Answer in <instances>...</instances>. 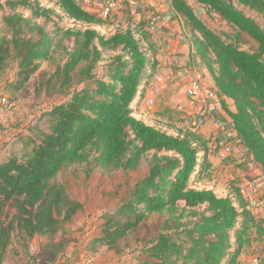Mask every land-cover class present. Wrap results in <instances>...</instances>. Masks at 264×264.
<instances>
[{"label": "trees", "instance_id": "1", "mask_svg": "<svg viewBox=\"0 0 264 264\" xmlns=\"http://www.w3.org/2000/svg\"><path fill=\"white\" fill-rule=\"evenodd\" d=\"M196 2L236 30L229 42L209 30L185 0H170L169 5L189 31L199 35L193 36L195 56L219 98L233 102L234 112L223 101L222 108L264 174V0ZM4 7L9 14L2 24L10 37L0 39V71L13 54L23 84L38 62L59 47L65 60L52 79L66 88L76 73L86 84L47 113L48 131L26 138L27 151L20 158L9 156L0 163V264L13 239H53L82 212L83 205L57 181L59 172L72 166L81 167L87 177L96 170H146L120 205L103 216L100 234L89 244L91 254L102 247L118 254L120 242L150 216H165L169 228L134 264H237L242 253L264 242V218L250 212L238 188L231 196L219 197L195 187L211 178L201 134L173 135L134 117L156 69L144 21L106 37L91 27L103 25L107 18L83 9L76 0H56V10L30 0H6L0 10ZM52 19L84 28L58 26L51 36L45 25ZM241 35L255 43L254 51L238 46ZM63 39L71 40L70 47L61 46ZM104 52L115 54L97 77L93 71Z\"/></svg>", "mask_w": 264, "mask_h": 264}, {"label": "rangeland", "instance_id": "2", "mask_svg": "<svg viewBox=\"0 0 264 264\" xmlns=\"http://www.w3.org/2000/svg\"><path fill=\"white\" fill-rule=\"evenodd\" d=\"M5 1L0 0V3L4 4ZM30 1H37L44 8H54L56 4V0ZM95 1L99 0H85V2L81 0L80 6L85 8L89 2ZM185 2L209 30L220 35L227 42L233 38L236 30L216 14L208 13L196 0H185ZM54 9L56 10V8ZM92 9H95L93 5ZM92 12L97 14L96 9ZM19 13L27 14L21 9ZM7 14H9V10L5 7L0 10V39L2 37L9 39L10 37L2 24V17ZM38 22L43 24L41 20ZM179 22L182 34L188 42H193V36L199 37L198 34L193 35L189 31L183 19H180ZM260 23L264 27V19H261ZM136 24L137 21L131 17L126 3L122 2L118 9L104 21L103 25L91 28L107 37L117 30H124L127 27L134 28ZM58 26L74 29L84 28L81 25L66 24L63 21L58 23L56 19H52L45 25V31L54 36V29ZM144 30L150 36L151 46L156 45L157 40L154 38V33L148 31L146 27ZM70 45L71 40L63 39L61 42L62 47H70ZM238 46L249 52L254 51L256 47L255 43L245 35H241ZM144 48L149 49L146 44ZM114 54V52L103 53L102 60L93 71L97 77L103 73L105 64ZM64 60L62 50L55 47L48 59L40 60L38 69L22 84L17 77L16 59L13 54L8 58L5 68L0 71V162L8 155L20 158L27 151L23 146L26 138L36 137L39 131H48L50 120L47 113L54 106L64 103L73 91L81 89L86 84L81 82L76 73L71 85L66 88H61L58 82L52 79L56 67L62 65ZM200 67H203L201 61ZM156 73L157 71H154V74L148 79V91L157 84L156 79H153ZM182 96L183 92L180 89L176 92L173 91L172 94H164L161 98L156 99L151 110L146 109L144 100H142L136 106L134 116L160 130L174 134L184 132L187 124L175 109V102L182 99ZM203 130L201 129L200 132L202 133ZM216 157L221 160L219 164L225 167L223 169H226L227 173L238 170L236 168L240 163L234 159L233 154L226 158L217 155ZM145 174V169L135 173L121 171L105 173L96 170L87 177L83 174L81 167L63 168L57 176V181L64 184L72 199L83 205L82 212L78 213L66 225L63 233L53 239L41 237L25 243L20 242L17 238L13 239L6 251L3 264H134L141 260L144 248L150 245L161 232L169 228V225L165 223V216L148 217L120 242L118 254L105 247L99 248L95 254H91L88 249L90 242L100 234L103 216L119 206L134 184ZM256 175L255 172H252L248 178L252 179ZM209 183L210 181L206 180L199 181L195 187L209 189L211 187ZM260 246L261 249L258 252L263 256L262 264H264V244L262 243ZM258 252L251 251L252 261L249 264H253Z\"/></svg>", "mask_w": 264, "mask_h": 264}, {"label": "built area", "instance_id": "3", "mask_svg": "<svg viewBox=\"0 0 264 264\" xmlns=\"http://www.w3.org/2000/svg\"><path fill=\"white\" fill-rule=\"evenodd\" d=\"M76 1L81 3V0ZM83 1L85 2V0ZM122 2L126 3L131 17L137 22L143 20L145 27L150 32L159 29L164 21L163 16L154 10L148 9L146 11L144 9L140 12V0H99L93 2L92 5L96 9L97 15L102 19H106L118 9ZM175 76L183 92L182 99L175 102V109L187 124L184 132L202 135L200 130L205 129L207 123L211 122L214 128L209 133V136L204 138L207 154L217 155L221 158L231 156L235 153L236 144L241 142L230 117H219L222 105L216 89L212 88V84L205 80L203 72L197 68L195 61H190L189 64L180 67L176 71ZM161 80L160 76L156 77L157 82H161ZM160 94L161 87L159 85H154L150 88L143 99L146 109H152ZM136 119L142 120L140 118ZM171 134L176 135L177 133ZM250 162L253 163L252 158ZM234 174L235 170L232 171L231 175ZM247 187L249 188L247 192L240 193L247 201L248 209L255 216L264 214V174L258 173L254 176ZM253 264H259L258 260L254 259Z\"/></svg>", "mask_w": 264, "mask_h": 264}, {"label": "crops", "instance_id": "4", "mask_svg": "<svg viewBox=\"0 0 264 264\" xmlns=\"http://www.w3.org/2000/svg\"><path fill=\"white\" fill-rule=\"evenodd\" d=\"M169 1L170 0H140L141 10H154L155 12L160 13L164 18V21L160 25L159 29L151 32L154 33V38L157 40L156 45L150 46V49L155 56V71H157L153 79H156L157 76L162 78L161 82H157L156 84L161 87V94L157 97L158 99L164 94H172L173 91L176 92L178 89L181 90L180 83L176 79L175 73L180 67L189 64L190 61H195L197 68L203 72L205 80L208 83L211 82V78L205 67H200V60L197 56H195L192 43L188 42L183 36L179 22L180 19L171 10ZM91 4L92 3L89 2L85 8H82L92 12L95 9H92ZM147 92L148 89L146 90V93ZM220 99L224 102L230 112L235 111L233 102L230 99ZM219 117L228 118L229 116L222 108V111L219 113ZM213 128L214 126L211 122L207 123L205 129L202 131V136L204 135L203 138H207ZM233 155L234 159L240 163L238 168H236L238 170H235L234 175H231V172L227 173L226 169H223L225 167L222 165L220 166L219 163L221 160L216 157V155L207 156V161L211 165V178L209 180L211 187L209 189L219 197L231 196L234 188H238L241 193L247 192L249 190L247 185L252 180L250 179L251 177L248 178L249 175H251L252 172H255L256 174L259 173L257 167L250 162L252 157L246 153L241 143L236 144L235 153H233ZM9 156L10 155L7 157ZM258 217L264 218V214H260ZM262 243L264 244V242ZM262 243L254 244L252 250L255 252L260 251V245ZM259 253L260 252H258L256 259L259 264H262L263 256L261 254L259 255ZM251 254V252L242 253L237 259V264H249L252 261Z\"/></svg>", "mask_w": 264, "mask_h": 264}]
</instances>
